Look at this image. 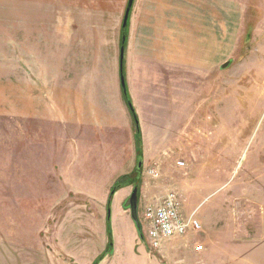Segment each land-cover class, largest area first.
<instances>
[{
	"label": "rangeland",
	"instance_id": "obj_1",
	"mask_svg": "<svg viewBox=\"0 0 264 264\" xmlns=\"http://www.w3.org/2000/svg\"><path fill=\"white\" fill-rule=\"evenodd\" d=\"M236 1L223 0L222 27H216L221 59L216 69L206 70L208 77L199 85L203 89L191 73L180 86L177 97L184 102L193 97L194 87L201 94L205 89L201 100L206 98V106L199 119H193L195 104H176L175 146L160 177L143 169L136 180L138 172L132 171L140 192V216L145 203L174 189L182 197L184 212L194 214L202 225L173 238L160 252L148 245L141 229L142 245L160 264H264V0ZM127 4L0 0V264H93L108 250L109 222L113 250L104 256L105 264H138L125 222L130 217H120V226L113 217L111 192L121 176L110 186L107 201L112 204L107 202L105 217L98 218L90 203L84 206L78 197H65L67 189L53 169L55 135L64 127L53 121L41 124L47 134L44 153L36 144L24 147L29 140L18 100L28 56L25 30L36 33L40 25L47 36L43 57L48 82L54 83L50 71L56 67L57 73L61 68L62 83L69 84L72 67L85 72L81 68L94 65L89 47L99 46V40L105 46L114 43ZM51 99L49 95L53 106ZM179 160L185 166H179ZM202 242L206 250L198 254L193 246Z\"/></svg>",
	"mask_w": 264,
	"mask_h": 264
},
{
	"label": "crops",
	"instance_id": "obj_2",
	"mask_svg": "<svg viewBox=\"0 0 264 264\" xmlns=\"http://www.w3.org/2000/svg\"><path fill=\"white\" fill-rule=\"evenodd\" d=\"M222 11L223 0H134L124 70L142 130L145 171L150 168L160 171L173 155L175 105L198 106L193 119H199L201 108L206 106V98L201 100L206 91L201 94L203 88L199 85L208 77L206 70L216 69L221 59L216 27H222ZM118 25L119 36L116 35L114 43L105 46L104 41L99 40V46L89 47L88 56L94 55V65L81 68L85 72L72 67L71 81L66 85L61 81V68L57 73L56 67L50 71L54 83L48 82L43 57L47 36L41 34L40 25L36 33L28 29L23 35L24 44H28L25 49L28 56L24 55L23 88L18 100L22 99L23 133L29 140L24 147L27 148L28 143L36 144L39 153H44L47 134L41 124L53 121L60 124V128L64 127L55 135L57 166L53 169L61 175L60 180L67 189L65 197H78L84 206L90 203L91 208L98 211V218L107 214L112 183L124 174H131L138 165L136 123L121 84L123 26L120 22ZM88 34L93 35V32ZM188 73L200 89L194 87L193 97L184 102L177 96L182 94L180 86ZM49 95L54 98L51 99L53 106L48 102ZM41 146H44L43 151ZM132 187V184L124 186L113 195V217L119 219V226L120 217H130L125 218V222L130 226L133 254L138 264H144L145 257L148 261L145 264H160L142 245L140 230L124 207ZM106 261L104 258L99 264Z\"/></svg>",
	"mask_w": 264,
	"mask_h": 264
},
{
	"label": "built area",
	"instance_id": "obj_3",
	"mask_svg": "<svg viewBox=\"0 0 264 264\" xmlns=\"http://www.w3.org/2000/svg\"><path fill=\"white\" fill-rule=\"evenodd\" d=\"M179 166H185L184 160L177 162ZM148 173L160 177L157 168H150ZM141 229L145 232L148 245L157 251H162L173 238L184 236L190 230L197 231L202 228L201 222L194 214L184 212L183 200L177 190H170L164 196L157 197L143 205L141 216ZM196 253L205 252L204 242L194 245Z\"/></svg>",
	"mask_w": 264,
	"mask_h": 264
},
{
	"label": "trees",
	"instance_id": "obj_4",
	"mask_svg": "<svg viewBox=\"0 0 264 264\" xmlns=\"http://www.w3.org/2000/svg\"><path fill=\"white\" fill-rule=\"evenodd\" d=\"M127 30H128V26L126 28L122 27V38H121V46L124 45L126 46V40L123 42V34L126 33V38H127ZM124 75H125V70H124ZM126 78V77H125ZM123 95H124V99L126 101V103L128 104L131 113L134 117L135 123H136V144H137V151H138V158H142L143 157V152H142V130H141V126L139 123V118L136 114V111L134 109L133 106V102H132V98L130 96L129 90H128V86H127V82H126V88H123ZM138 172V171H136ZM135 172H132L131 174H124L123 176H121V178L116 182V185L113 187L111 195H113V192L116 193V191L124 186L127 185H131V184H135V181L141 178V173L138 172V178L135 180L133 177ZM111 199H109L110 202ZM108 202V203H109ZM111 204V202H110ZM107 230H108V234H109V244H108V250L105 251V253L101 254L94 262L93 264H99V262L104 258V256L109 253L110 251L113 250V231H112V225L111 222L108 223L107 225Z\"/></svg>",
	"mask_w": 264,
	"mask_h": 264
},
{
	"label": "water",
	"instance_id": "obj_5",
	"mask_svg": "<svg viewBox=\"0 0 264 264\" xmlns=\"http://www.w3.org/2000/svg\"><path fill=\"white\" fill-rule=\"evenodd\" d=\"M133 4H134V0H128V4L126 7V11H125L124 19H123V24H122V26L124 28H126L128 26L129 19H130V13L132 11ZM125 40H126V33L123 34V42ZM124 57H125V46L122 45L121 51H120L121 84H122L123 88H126V78L124 75ZM230 63H231V61L225 63L224 67H227ZM142 169H143V158H138V165H137L136 170L138 172L142 173ZM114 194L115 193L113 192V195ZM139 198H140L139 187H138V185H135L130 197L128 198V200L126 202V206H127V208H129V210L131 212V217L134 220V222L136 223L137 228L139 230H141V222H140L139 215H138ZM111 213H112V209H111V207H109L108 208L109 219H111Z\"/></svg>",
	"mask_w": 264,
	"mask_h": 264
},
{
	"label": "flooded vegetation",
	"instance_id": "obj_6",
	"mask_svg": "<svg viewBox=\"0 0 264 264\" xmlns=\"http://www.w3.org/2000/svg\"><path fill=\"white\" fill-rule=\"evenodd\" d=\"M135 185H136V182H135V184H134V186H133V187H135ZM133 189H134V188H133ZM132 191H133V190H132ZM131 193H132V192H131ZM139 195H140V194H139ZM129 197H130V196H129ZM129 197H128V198H129ZM128 198H127V199H128Z\"/></svg>",
	"mask_w": 264,
	"mask_h": 264
}]
</instances>
